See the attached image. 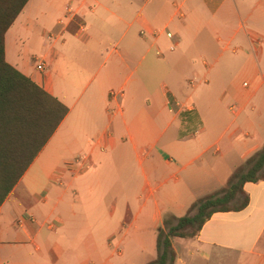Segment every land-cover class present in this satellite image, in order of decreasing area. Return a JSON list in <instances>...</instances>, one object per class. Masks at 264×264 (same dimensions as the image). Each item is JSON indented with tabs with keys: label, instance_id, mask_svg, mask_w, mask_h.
<instances>
[{
	"label": "crops",
	"instance_id": "crops-1",
	"mask_svg": "<svg viewBox=\"0 0 264 264\" xmlns=\"http://www.w3.org/2000/svg\"><path fill=\"white\" fill-rule=\"evenodd\" d=\"M5 58L69 111L0 205V264H146L164 217L264 144L243 116L264 85V0H28ZM226 100L215 131L198 107ZM243 188L244 209L172 239L174 264H264V180Z\"/></svg>",
	"mask_w": 264,
	"mask_h": 264
},
{
	"label": "trees",
	"instance_id": "trees-1",
	"mask_svg": "<svg viewBox=\"0 0 264 264\" xmlns=\"http://www.w3.org/2000/svg\"><path fill=\"white\" fill-rule=\"evenodd\" d=\"M27 1L0 0V205L69 111L5 58V33ZM181 116L192 118L187 112ZM262 180L264 144L232 171L224 186L196 199L183 216L164 217L157 232L156 258L146 264H174V237L194 238L214 213L244 209L249 203L245 183Z\"/></svg>",
	"mask_w": 264,
	"mask_h": 264
},
{
	"label": "rangeland",
	"instance_id": "rangeland-1",
	"mask_svg": "<svg viewBox=\"0 0 264 264\" xmlns=\"http://www.w3.org/2000/svg\"><path fill=\"white\" fill-rule=\"evenodd\" d=\"M264 69L262 68V71ZM261 77V73L259 74ZM208 79L211 81L212 85L216 84V87H219L221 83L218 84L219 79L212 73L209 74ZM227 80H229L227 78ZM233 83H236V85L242 86L244 82L247 84L251 82V78L246 75L242 74H236L232 79ZM258 95L254 97L253 101L250 103V105L245 109L243 116H249L251 119L255 120L258 123L264 122V106L262 107L259 103V100L261 99V95H264V85L262 86L261 90L257 93ZM236 104L234 101L226 100L223 106H220L218 108H204L202 106L198 107L199 113H201L203 119H205V123L207 125H210V127L217 131L222 130L227 124L233 120L234 114L230 110V106ZM234 126L232 127V129ZM195 131V130H194ZM187 133V131H186ZM130 161V160H129ZM128 162V160H127Z\"/></svg>",
	"mask_w": 264,
	"mask_h": 264
},
{
	"label": "built area",
	"instance_id": "built-area-1",
	"mask_svg": "<svg viewBox=\"0 0 264 264\" xmlns=\"http://www.w3.org/2000/svg\"><path fill=\"white\" fill-rule=\"evenodd\" d=\"M166 35L171 38L173 36V34L171 32H167ZM35 64H36V69L39 71V72H44L46 70V63L43 59L41 58H36L35 59ZM244 85L246 86L247 83L245 82ZM83 159V156H80L78 158H76L72 163L73 164H76L78 162H80L81 160Z\"/></svg>",
	"mask_w": 264,
	"mask_h": 264
}]
</instances>
